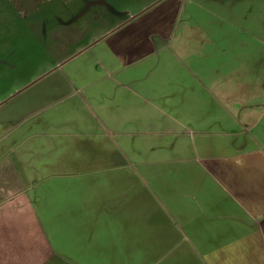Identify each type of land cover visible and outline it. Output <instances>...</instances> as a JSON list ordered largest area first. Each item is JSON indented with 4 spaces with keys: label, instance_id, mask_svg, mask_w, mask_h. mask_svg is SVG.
Returning a JSON list of instances; mask_svg holds the SVG:
<instances>
[{
    "label": "crops",
    "instance_id": "crops-1",
    "mask_svg": "<svg viewBox=\"0 0 264 264\" xmlns=\"http://www.w3.org/2000/svg\"><path fill=\"white\" fill-rule=\"evenodd\" d=\"M190 1L111 28L0 116V264H264L260 9L186 20L184 49Z\"/></svg>",
    "mask_w": 264,
    "mask_h": 264
},
{
    "label": "rangeland",
    "instance_id": "rangeland-1",
    "mask_svg": "<svg viewBox=\"0 0 264 264\" xmlns=\"http://www.w3.org/2000/svg\"><path fill=\"white\" fill-rule=\"evenodd\" d=\"M158 1L160 0H0V116L17 111L26 103L25 99H32L34 94L42 89L41 85L52 79L51 75L61 63L74 58L65 66L67 69L75 64L85 65L90 59L94 60L93 52L104 46L103 43H98V40L111 28L130 20ZM204 1V4L207 2L211 7L206 4L207 7H204L195 0L186 5L188 12L184 18L181 17L180 20H183L180 21L176 33L182 39L175 40L182 43L179 45H183V48L187 45V39L193 36L190 33V36L186 37L183 33V24L187 21L191 24L197 23L200 27L202 23L206 31L214 27L218 29L220 26L223 30L230 28L225 20L222 22L217 19L213 9L217 7L218 10L220 7V13L226 14L229 11L226 5L231 6V3L237 0H220L219 4L223 3L222 6H215L214 2L217 0ZM240 1L243 4L249 2ZM256 3L261 14L256 12L254 24L261 21L260 24L264 28V0H257ZM244 7L241 6L239 10L242 11ZM191 31L193 34L197 32L193 28ZM223 36L227 39L224 44H230V37ZM89 46L92 48L87 50ZM210 48L211 46L205 43L204 59L209 58L208 54L212 52L209 51ZM83 50L87 51L81 53ZM258 62L261 60L258 59ZM24 87H28L27 91L16 95ZM50 179L54 185L50 190L62 186L60 174L54 173ZM49 208L54 210L53 206L44 207L45 210ZM100 262L98 259L96 263L104 264ZM160 264H170L169 258Z\"/></svg>",
    "mask_w": 264,
    "mask_h": 264
},
{
    "label": "water",
    "instance_id": "water-1",
    "mask_svg": "<svg viewBox=\"0 0 264 264\" xmlns=\"http://www.w3.org/2000/svg\"><path fill=\"white\" fill-rule=\"evenodd\" d=\"M98 3H99V2H98ZM100 3H101V2H100ZM154 4H155V3H154ZM152 6H153V5H151L149 8H151ZM149 8H147V9H145V10L147 11ZM145 10H143L142 12H144ZM139 15H140V13L137 14L136 16L132 17L131 20L134 19V18H136V17H138ZM81 52H82V51H81ZM36 82H37V80H36L34 83H36ZM21 91H22V90H21ZM21 91H18V92L16 93V95L19 94V92H21ZM14 96H15V95H14ZM14 96H13V97H14ZM13 97H12V98H13ZM0 105H1V104H0Z\"/></svg>",
    "mask_w": 264,
    "mask_h": 264
},
{
    "label": "flooded vegetation",
    "instance_id": "flooded-vegetation-1",
    "mask_svg": "<svg viewBox=\"0 0 264 264\" xmlns=\"http://www.w3.org/2000/svg\"><path fill=\"white\" fill-rule=\"evenodd\" d=\"M100 3V2H99Z\"/></svg>",
    "mask_w": 264,
    "mask_h": 264
}]
</instances>
